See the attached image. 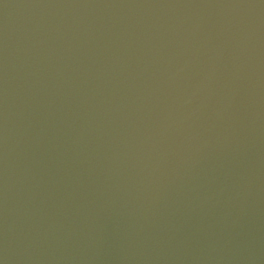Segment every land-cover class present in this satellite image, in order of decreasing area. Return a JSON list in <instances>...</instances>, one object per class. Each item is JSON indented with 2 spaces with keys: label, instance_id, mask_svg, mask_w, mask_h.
I'll list each match as a JSON object with an SVG mask.
<instances>
[{
  "label": "water",
  "instance_id": "water-1",
  "mask_svg": "<svg viewBox=\"0 0 264 264\" xmlns=\"http://www.w3.org/2000/svg\"><path fill=\"white\" fill-rule=\"evenodd\" d=\"M0 264H264V0H0Z\"/></svg>",
  "mask_w": 264,
  "mask_h": 264
}]
</instances>
